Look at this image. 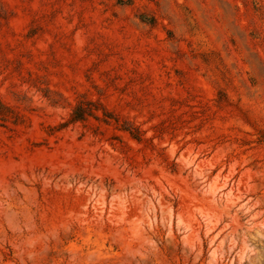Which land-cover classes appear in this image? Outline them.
Returning <instances> with one entry per match:
<instances>
[{"label":"rangeland","instance_id":"374dc122","mask_svg":"<svg viewBox=\"0 0 264 264\" xmlns=\"http://www.w3.org/2000/svg\"><path fill=\"white\" fill-rule=\"evenodd\" d=\"M0 264H264V0H0Z\"/></svg>","mask_w":264,"mask_h":264}]
</instances>
